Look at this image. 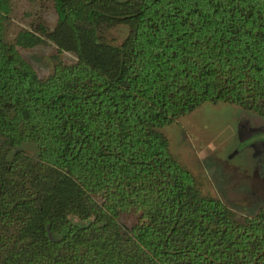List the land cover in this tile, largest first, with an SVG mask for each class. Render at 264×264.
<instances>
[{
  "label": "trees",
  "instance_id": "trees-1",
  "mask_svg": "<svg viewBox=\"0 0 264 264\" xmlns=\"http://www.w3.org/2000/svg\"><path fill=\"white\" fill-rule=\"evenodd\" d=\"M207 102L264 119V0H0V264H264L162 132Z\"/></svg>",
  "mask_w": 264,
  "mask_h": 264
},
{
  "label": "rangeland",
  "instance_id": "rangeland-1",
  "mask_svg": "<svg viewBox=\"0 0 264 264\" xmlns=\"http://www.w3.org/2000/svg\"><path fill=\"white\" fill-rule=\"evenodd\" d=\"M50 27L54 14L45 12ZM126 29L114 32L120 41ZM53 44L41 45L23 56L33 65L40 77L51 70L50 54ZM63 58L73 61L75 56L64 52ZM173 155L202 182L204 191L218 197L230 208L252 213L264 208V119L242 107L226 103H203L190 113L162 128ZM22 148L36 154L33 144ZM130 216H122L126 227Z\"/></svg>",
  "mask_w": 264,
  "mask_h": 264
}]
</instances>
